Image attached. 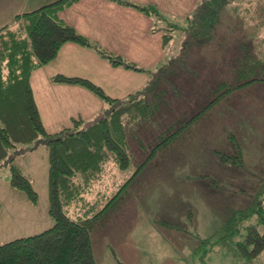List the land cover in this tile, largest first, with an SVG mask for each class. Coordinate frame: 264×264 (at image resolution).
Returning a JSON list of instances; mask_svg holds the SVG:
<instances>
[{"label": "trees", "instance_id": "obj_1", "mask_svg": "<svg viewBox=\"0 0 264 264\" xmlns=\"http://www.w3.org/2000/svg\"><path fill=\"white\" fill-rule=\"evenodd\" d=\"M76 1H51L17 14L12 24L0 27V157H5L2 165L9 163L11 185L22 190L32 202H36L37 193L30 180L13 163L14 155L7 157L6 153L14 146V140L28 145L33 144L38 136L43 137L48 151V212L54 220L51 227L39 233L1 244L0 264H97L92 246L93 229L105 225L118 200L125 196L129 184L141 170L150 162L159 163L161 160L158 159L160 156H156L157 153L166 147L170 148L174 140L176 143L177 139L191 138L195 132L191 126L215 104L227 99L229 108L218 119L229 117L254 90V86L264 85V55L258 56L253 52L258 48L257 41H260L253 38L260 27H264V0H229L233 3V13H243L254 22V31L243 35L244 39L240 38L236 43L237 49L243 50L239 53L238 65L234 66L233 78L216 81L211 86L213 98L202 106L195 104V109L182 110V116H177L159 132V140L155 144L151 143L152 140L155 141L153 138L147 140L145 135L142 138L141 125L166 118L170 110H181L176 103L179 89L173 84L158 82L152 86L148 83L126 97L114 98L88 78L55 73L51 76L52 81L79 84L96 94L108 107L100 118L93 121L86 122L77 116L72 118L70 125L49 132L34 98L31 77L37 69L55 58L65 42L95 47L113 66L143 70L134 62L93 43L58 17L59 10ZM115 1L135 7L154 17L156 21L168 22L164 14L152 6L126 0ZM213 5L212 0H200L181 29L185 32V41L189 36L207 34L203 28L205 19L201 18L199 21V10ZM168 25L180 28L176 23L169 22ZM195 26L198 28H193ZM171 38L170 28L164 27L163 42L166 43ZM251 47L254 49H249ZM171 62L168 59L155 69H150L151 77L156 76L157 72L165 71ZM207 83L211 84L213 81L204 80V84ZM242 87L248 89L243 90ZM230 93H236L237 96L228 97ZM189 110L193 111L191 116L184 118ZM216 120L210 124L215 125ZM147 130L148 127H145L144 132ZM134 140L140 148L149 150L136 170L111 197L105 199V194L99 191L94 199H87L86 193L101 178L104 164L110 156L119 169L128 167L129 147ZM226 142L232 147L225 151L222 150L224 145H219L213 149L214 155L224 165L245 168L248 148L243 139L238 133L229 131L224 143ZM210 182L215 187L220 186L213 179ZM251 198L254 202L250 206L230 211L228 223L207 237H201L193 230L166 220L158 219L157 222L170 229H183L197 237L198 245L190 264H206L212 248L224 241L229 242L246 262L252 263L264 250V172L259 177L258 188ZM187 219L191 222L190 211ZM117 262L122 264L119 259Z\"/></svg>", "mask_w": 264, "mask_h": 264}, {"label": "crops", "instance_id": "obj_2", "mask_svg": "<svg viewBox=\"0 0 264 264\" xmlns=\"http://www.w3.org/2000/svg\"><path fill=\"white\" fill-rule=\"evenodd\" d=\"M51 1L54 0H0V27L12 24L17 14ZM126 1L152 6L164 14L166 21L181 25L200 3V0ZM58 17L93 43L134 62L143 70L113 66L92 47L65 42L55 58L31 77L41 118L46 111L50 115L47 121L42 118L49 131L70 125L71 119L77 116L86 122L93 121L107 108L102 99L79 84L52 81L53 74L88 78L109 96L123 98L132 93L134 87L140 90L150 76L149 70L169 59L162 39L165 22L156 21L130 5L115 0H77L59 10ZM98 68L106 69L110 76L106 73L101 76ZM117 71L127 76L128 84L117 86L112 81ZM62 115L64 120L57 118ZM48 123L52 128L47 127ZM229 131L238 133L252 154L262 151L263 91L254 90L248 94L231 116L221 118L215 125L210 122L200 125L188 142L177 143L162 164H148L141 170L129 184L128 195L113 209L108 222L92 232L96 263L109 264L115 260L118 264L117 259L122 264L192 263L197 237L183 229L162 226L157 220L182 225L207 237L228 223L230 211L240 209L237 203L240 196L255 193L259 176L244 168L224 165L213 154V149L225 141ZM204 175L211 176L224 187H211ZM189 211L190 223L186 218ZM223 244L234 255L232 245ZM209 261L208 257L206 264Z\"/></svg>", "mask_w": 264, "mask_h": 264}, {"label": "rangeland", "instance_id": "obj_3", "mask_svg": "<svg viewBox=\"0 0 264 264\" xmlns=\"http://www.w3.org/2000/svg\"><path fill=\"white\" fill-rule=\"evenodd\" d=\"M212 2L214 4L212 7L204 6L199 10L201 12L200 16H203L205 19V26H203V28L207 34L204 36H189L185 41L186 35L181 29L186 23L183 25L176 23L180 28L172 25L169 26V22L163 24L164 27L170 28V31L174 33L172 39L166 42L168 58L171 59L172 62L165 71L157 72L154 77H151L152 75L148 76L144 85L150 83L153 86L158 82L162 84H173L179 89V91H177L179 94L176 103L181 110L176 112L170 110V112L167 113L166 118L153 121L149 123V125H141L140 135L142 138L145 135L147 140L152 138L155 139V141L152 140V144H155L159 140V132L164 130L165 127L170 122L174 121L177 116L183 115L182 110H186L187 108L195 109L197 108L195 104H197V106H202L209 99L213 98L214 94L212 93L213 90L211 86L216 84V81L221 80L222 78H233L234 66L238 65L239 53L243 50L241 49L239 51L236 43L240 38L244 39L243 35H249L254 31V22H252L248 16L243 13H233L231 11V7L233 6L232 2H229V0H212ZM199 21H201V18ZM193 28H198V26ZM257 39L261 42L257 41ZM253 40H256L258 43L257 50L253 52L258 56L264 55V27H260L258 34ZM92 49H94L93 51H95L96 54L98 53V50L95 47H92ZM249 49L254 48L251 47ZM243 52H241V54ZM104 58L105 61H108L107 57ZM88 63L90 64V62ZM97 70L101 76L105 73L110 76L109 71L106 69L98 68ZM175 72L180 73V75H177V73L175 74ZM114 77L115 78L112 81H114L117 86H122L123 83L128 84L126 79L127 76H124L123 73L118 72ZM204 80L213 81V83H207V87H205ZM242 88L243 90L248 89L247 87ZM263 89L264 85L254 86V90L262 91ZM135 92H137L136 87L133 88L132 93ZM236 96V93H230L228 95V97L231 98H235ZM106 107H108L107 104ZM228 108L229 101L224 98L211 107L202 118L197 120L191 126V129L196 131L199 129L200 125L207 123L205 120H208L209 122L216 119V121L220 120L218 118H220ZM192 112V110H189L188 113L184 115V118L190 117ZM52 116L54 118V115ZM42 118H44L45 121L49 120V113H47V111L44 112ZM57 118L61 120L65 119L63 115L58 116ZM47 127L52 128L49 126V123ZM145 127H148L146 132H144ZM185 134H187V132H185ZM185 139L179 141L177 139L176 143L174 140L171 143L172 145L170 148L166 147L163 151L160 150L157 153L156 156H160L158 159L161 160L159 163L156 164L150 162L148 164L154 166L162 164L165 158L172 154L178 142L181 141L182 144L188 142V140ZM221 145L224 146L222 147ZM220 146L222 147V150L225 151H228V149L232 147L227 142H223ZM138 147L139 145L135 143V140L131 142V146L129 147V165L124 170L119 169L113 158L110 156L104 164L101 178L93 184L91 191L86 193V198L89 200L94 199L96 193L99 191L105 194V199L115 194L149 152L145 147ZM247 151V160L244 169L251 171L254 175L256 174V176H262L264 172V147L262 151L254 154L249 150ZM6 155L7 157L14 155L13 163L17 165L22 173L30 180L37 193V201L32 202L22 190L11 185L9 163L2 165L5 157H0V245L15 238L39 233L51 227L54 223L53 218L48 212V151L43 137L38 136L33 144L28 145L21 142H15L14 140V146L7 150ZM204 176L211 187L215 189L224 187V185L218 183V181L211 176ZM210 179L216 181L220 186H213ZM126 195H128V189L125 196ZM124 197L121 200H123ZM251 197L252 195L240 196V198H238L237 203L240 204V209H245L254 202V199ZM121 200L119 199L118 203ZM229 205L232 209L231 204ZM187 222L190 223L188 219ZM94 230L96 229L94 228L93 232ZM225 242L227 241H224L223 243ZM223 243H218V245L216 244L212 248L209 253L210 261L207 264L248 263L238 255L233 246L232 249L234 255H231L229 253V248ZM109 264H116V262L113 260ZM249 264H264V250L252 261V263Z\"/></svg>", "mask_w": 264, "mask_h": 264}, {"label": "water", "instance_id": "obj_4", "mask_svg": "<svg viewBox=\"0 0 264 264\" xmlns=\"http://www.w3.org/2000/svg\"><path fill=\"white\" fill-rule=\"evenodd\" d=\"M101 116H102V115H100V117H101ZM100 117H99V118H100Z\"/></svg>", "mask_w": 264, "mask_h": 264}]
</instances>
